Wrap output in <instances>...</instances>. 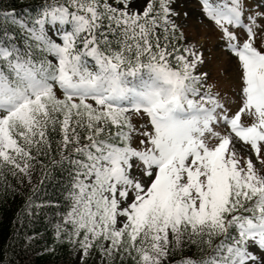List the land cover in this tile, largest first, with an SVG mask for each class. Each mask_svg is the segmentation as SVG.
Listing matches in <instances>:
<instances>
[{
	"label": "snow or ice",
	"instance_id": "6c2138e0",
	"mask_svg": "<svg viewBox=\"0 0 264 264\" xmlns=\"http://www.w3.org/2000/svg\"><path fill=\"white\" fill-rule=\"evenodd\" d=\"M197 10L0 0V264H264V0Z\"/></svg>",
	"mask_w": 264,
	"mask_h": 264
},
{
	"label": "trees",
	"instance_id": "16d2710c",
	"mask_svg": "<svg viewBox=\"0 0 264 264\" xmlns=\"http://www.w3.org/2000/svg\"><path fill=\"white\" fill-rule=\"evenodd\" d=\"M34 0H3V3H10L13 6L20 8L22 5L33 3ZM186 35V34H185ZM47 191L45 196L52 195L51 185L46 186ZM24 199L19 193H13L12 191L5 192L3 188H0V244L11 243L10 236L13 228V221L17 213L23 208ZM42 226H46V221L43 219V213L38 220L32 224L27 225V228L20 229L21 232L30 230L31 228L40 229ZM35 264H45L44 260L40 257H32ZM66 264H69L67 255L64 256Z\"/></svg>",
	"mask_w": 264,
	"mask_h": 264
},
{
	"label": "rangeland",
	"instance_id": "374dc122",
	"mask_svg": "<svg viewBox=\"0 0 264 264\" xmlns=\"http://www.w3.org/2000/svg\"><path fill=\"white\" fill-rule=\"evenodd\" d=\"M184 6L190 10V17L198 16L197 0H184ZM190 27L185 28L186 37L191 40H201L205 29L195 23L194 20H189ZM215 43L214 35L209 33L208 45L211 46ZM208 67L210 71V80L219 82L223 86L224 75L221 70V64L217 62L215 57H210L208 61Z\"/></svg>",
	"mask_w": 264,
	"mask_h": 264
}]
</instances>
